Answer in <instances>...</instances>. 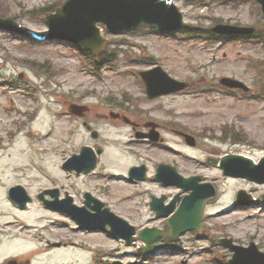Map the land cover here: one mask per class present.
Wrapping results in <instances>:
<instances>
[{
    "label": "rangeland",
    "instance_id": "374dc122",
    "mask_svg": "<svg viewBox=\"0 0 264 264\" xmlns=\"http://www.w3.org/2000/svg\"><path fill=\"white\" fill-rule=\"evenodd\" d=\"M63 2L0 0V18L11 17L48 36L50 31L45 22L30 13ZM175 3L185 21L195 25L212 27L215 19H221L226 23L264 28L257 7L249 1L237 5L219 2L203 5L184 0ZM104 33L109 39L107 53L99 60V73H94L76 49L54 38L31 42L0 31V144L3 143L0 150V262L17 256L18 261L31 264H226L233 252L216 244L219 239H232L233 243L245 247L254 242L264 251V209L236 208L235 201L239 190L257 199L264 194V184L225 176L218 167L207 163L208 157L219 158L226 154L243 155L254 161L264 156V100L218 89L205 90L217 87L222 77L239 79L256 89L263 74L259 65L264 61V46L242 40L215 43L185 35L169 37L141 29L119 36ZM153 59L172 77L192 84L188 93L142 101L139 108L165 127L161 134L166 147L173 151L146 150L142 145L131 144V128L108 114L112 106L107 105V100L117 103L129 95L143 99L139 71L146 70ZM110 61L114 63L106 64ZM28 92L34 93L36 99H31ZM71 103L92 109L93 114L88 119L99 132L96 141L79 123L74 127L73 141L61 145L62 141L70 140L66 131L71 124L61 115L67 113ZM28 113L34 114L30 127H16L15 121ZM227 125L235 127L229 129L232 139L220 140L221 129ZM173 129L191 131L198 144L188 146ZM30 130L39 133L33 138L42 136V142L30 140ZM10 133H15L17 139L11 140ZM88 144H98L105 149L96 173L87 178H66L59 168L60 162L71 151ZM146 154L156 160L149 162L152 166L157 162L172 164L185 177L200 175L206 182L218 186L219 195L208 203L201 231L188 232L167 251L150 257L140 256L138 249L144 246L140 240L127 246L124 242L105 240L101 232L91 234L93 237L84 236L73 229L74 224L65 216L36 202L38 191L61 183L76 196L75 203L79 204L83 191L89 190L107 201L113 211L139 231L145 227L161 228V222L153 220L148 205L146 188L151 185L135 188L117 178L125 175L131 166L145 162ZM109 172L115 176L110 178ZM99 176L104 178L99 179ZM260 177L264 178V174ZM18 181L24 183L34 198L25 213L18 212L6 197L8 187ZM69 186L78 189L72 190ZM96 188L106 190V194L99 195ZM154 188L156 194L175 193L174 189ZM39 214L43 215V221L36 219ZM10 230L15 236L26 235V239L37 243L36 247L12 239ZM62 239L77 242L87 253L74 247H47L48 241Z\"/></svg>",
    "mask_w": 264,
    "mask_h": 264
},
{
    "label": "water",
    "instance_id": "95a60500",
    "mask_svg": "<svg viewBox=\"0 0 264 264\" xmlns=\"http://www.w3.org/2000/svg\"><path fill=\"white\" fill-rule=\"evenodd\" d=\"M257 1L262 4L264 13V0ZM46 21L51 28L53 37L70 40L83 49L93 50L97 54L102 51L105 43L98 24L106 25L107 29L114 33L136 28L143 23L157 26L162 30H177L188 27L183 24L182 15L172 4V0H68L57 13L48 16ZM0 28L33 36L29 29L19 26L10 18H0ZM215 31L221 34H248L252 32L250 29L230 26H219ZM165 75L161 72V69L146 74L144 79L148 84L149 92L152 94L151 98L185 88L183 84ZM222 82L231 87L241 86V84L228 79ZM77 108L74 109V112L80 113ZM94 134L97 136L96 133ZM178 134L185 138L190 145H195L194 139L190 136L182 133ZM151 138L157 140V135L154 134ZM89 156L90 161L79 163L81 166L85 165L83 167L85 171H89L96 164L94 152L89 148H85L82 156L76 157L71 163L83 161L84 158ZM221 167L225 169L227 174L261 181L257 177V173L264 170V159L260 165L256 166L240 156H228L222 160ZM157 178L165 185L176 184L184 190H194L193 194L185 199L179 211L169 221L173 230L166 237L168 244L189 230L201 228L206 202L214 198L216 192L214 188L202 192V187L197 186L200 178L184 179L177 173L175 168L169 166H161ZM240 195V204H254L251 198L249 200L246 198L245 192ZM157 203L155 201L153 206L154 209L159 211L160 215H168L175 206V203H173L170 210L162 211ZM260 203L264 204V196L260 198ZM114 232L118 235L116 230ZM133 232L134 229L126 235L128 243L133 240ZM160 234L161 232L157 230H146L141 234V237L147 244H150ZM231 249L236 251V254L229 264H264V253L260 252L255 244H251L248 249L238 247H231Z\"/></svg>",
    "mask_w": 264,
    "mask_h": 264
},
{
    "label": "bare ground",
    "instance_id": "6f19581e",
    "mask_svg": "<svg viewBox=\"0 0 264 264\" xmlns=\"http://www.w3.org/2000/svg\"><path fill=\"white\" fill-rule=\"evenodd\" d=\"M41 218H42V216L39 215V216L37 217V220H41ZM18 242L21 243V244H25V245H33V246L37 245V243L34 242L33 240H27V239H25V238H19V239H18ZM83 253H87V250L84 251Z\"/></svg>",
    "mask_w": 264,
    "mask_h": 264
},
{
    "label": "flooded vegetation",
    "instance_id": "af4514ba",
    "mask_svg": "<svg viewBox=\"0 0 264 264\" xmlns=\"http://www.w3.org/2000/svg\"><path fill=\"white\" fill-rule=\"evenodd\" d=\"M137 124L139 125V127H144V126H143V123H137ZM77 176H79V175H77ZM58 191H60V193H61V189L58 190Z\"/></svg>",
    "mask_w": 264,
    "mask_h": 264
}]
</instances>
